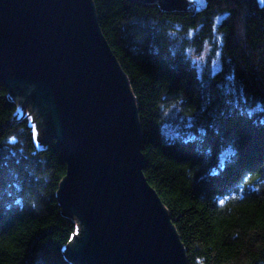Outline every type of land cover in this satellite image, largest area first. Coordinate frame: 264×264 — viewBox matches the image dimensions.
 Here are the masks:
<instances>
[{
	"label": "trees",
	"instance_id": "16d2710c",
	"mask_svg": "<svg viewBox=\"0 0 264 264\" xmlns=\"http://www.w3.org/2000/svg\"><path fill=\"white\" fill-rule=\"evenodd\" d=\"M204 1L93 0L136 99L143 174L188 264H264V0ZM207 46L199 71L194 57ZM173 107L183 123L167 139ZM19 112L0 80V264H72L79 225L58 201L67 165Z\"/></svg>",
	"mask_w": 264,
	"mask_h": 264
},
{
	"label": "water",
	"instance_id": "95a60500",
	"mask_svg": "<svg viewBox=\"0 0 264 264\" xmlns=\"http://www.w3.org/2000/svg\"><path fill=\"white\" fill-rule=\"evenodd\" d=\"M203 8L204 0H132ZM0 80L67 165L58 190L79 225L72 264H188L170 215L143 174L128 78L93 0H0ZM23 113V116H24Z\"/></svg>",
	"mask_w": 264,
	"mask_h": 264
},
{
	"label": "rangeland",
	"instance_id": "374dc122",
	"mask_svg": "<svg viewBox=\"0 0 264 264\" xmlns=\"http://www.w3.org/2000/svg\"><path fill=\"white\" fill-rule=\"evenodd\" d=\"M203 7H204V5H203ZM192 9H202V8L200 6L193 5ZM211 51H212V49L210 48V46H207L205 48L204 52L200 56H195L194 57V61H195L196 65H197L199 71H202L204 66H206V64H207V62L209 60V57L211 56ZM220 67H221L220 66V61H219L218 56H217V59H215V61L213 62L214 71H218L220 69ZM18 108H19V106H18ZM24 108L25 107H23V103H22L20 105V108H19V111H20L19 113H20L21 117L25 118L26 116H29L31 118V115L27 114L28 111H25V113H24ZM23 113H24V116H23ZM164 118H165V121H166V124L163 126V135L165 136V138L174 139V138L178 137L180 129H181L180 125L183 122L177 116L176 108L173 107L170 110H168V112L165 114ZM31 120H32L31 123L33 125H35V140H36V143L39 146L43 145V147H44V144H42V140L45 141V139H44L43 135L39 134V130H38V127H37V120H36L35 117H32ZM228 154H229V152L227 151L224 156H226Z\"/></svg>",
	"mask_w": 264,
	"mask_h": 264
},
{
	"label": "bare ground",
	"instance_id": "6f19581e",
	"mask_svg": "<svg viewBox=\"0 0 264 264\" xmlns=\"http://www.w3.org/2000/svg\"><path fill=\"white\" fill-rule=\"evenodd\" d=\"M29 117V116H28Z\"/></svg>",
	"mask_w": 264,
	"mask_h": 264
},
{
	"label": "snow or ice",
	"instance_id": "6c2138e0",
	"mask_svg": "<svg viewBox=\"0 0 264 264\" xmlns=\"http://www.w3.org/2000/svg\"><path fill=\"white\" fill-rule=\"evenodd\" d=\"M14 139V138H13Z\"/></svg>",
	"mask_w": 264,
	"mask_h": 264
}]
</instances>
